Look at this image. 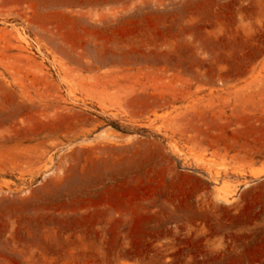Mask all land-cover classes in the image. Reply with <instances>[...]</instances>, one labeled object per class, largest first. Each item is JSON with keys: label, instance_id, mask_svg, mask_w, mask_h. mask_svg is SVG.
Segmentation results:
<instances>
[{"label": "rangeland", "instance_id": "obj_1", "mask_svg": "<svg viewBox=\"0 0 264 264\" xmlns=\"http://www.w3.org/2000/svg\"><path fill=\"white\" fill-rule=\"evenodd\" d=\"M264 0H0V264H264Z\"/></svg>", "mask_w": 264, "mask_h": 264}, {"label": "bare ground", "instance_id": "obj_2", "mask_svg": "<svg viewBox=\"0 0 264 264\" xmlns=\"http://www.w3.org/2000/svg\"><path fill=\"white\" fill-rule=\"evenodd\" d=\"M264 173V169H258V170H252L251 171V174L254 176V177H258V176H260V175H262Z\"/></svg>", "mask_w": 264, "mask_h": 264}]
</instances>
